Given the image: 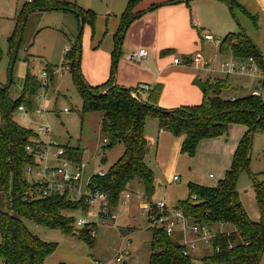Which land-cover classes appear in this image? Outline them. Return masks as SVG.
Returning a JSON list of instances; mask_svg holds the SVG:
<instances>
[{
	"label": "trees",
	"instance_id": "1",
	"mask_svg": "<svg viewBox=\"0 0 264 264\" xmlns=\"http://www.w3.org/2000/svg\"><path fill=\"white\" fill-rule=\"evenodd\" d=\"M141 1H128L122 16L123 35L129 22L136 17L133 12ZM160 1L164 3L154 4L152 9L177 2L189 4L196 0ZM223 1L229 4L231 10L234 9V0ZM31 4L28 7L30 3H27L20 11L18 19L25 15L24 22L33 11L58 9L72 12L81 23L87 22L94 27L95 13L85 11L77 5L59 0H36ZM18 26L19 23L14 37H19L21 27ZM81 37L82 34H79L77 41L71 43V49L66 55L75 86L83 99L82 116L86 112L101 114L102 137L108 140V146L103 147L104 152L119 144L125 148L123 156L111 166L106 176L92 177L93 187L108 195L113 208L119 205L122 193L127 191L133 182L143 186L147 200L153 198L157 184L154 172L146 162L150 153L145 136L148 117L157 118L160 127L167 129L174 136H184L181 152L190 157L196 155L198 145L203 139L224 135L230 124H243L248 130L238 144L233 163L225 178L216 187L190 184L188 198L180 201L176 208H180L195 222H227L235 228L229 236H218L216 242L222 245L223 250L219 254L203 258L202 263L259 264L264 253V182L255 183L261 212L258 222L252 221L246 213L239 200L237 185L240 172L247 170L250 162L254 132H264V101L255 95L225 98L222 94L230 87L229 80L206 79L198 82L204 93L201 104L165 110L152 102L150 96L143 98L137 88H125L116 83L119 53L116 54L110 79L99 86H91L85 81L80 70ZM12 39L13 37L11 41ZM225 44L231 46L238 57H254L264 70V61L258 48L243 29L238 34L228 35L223 41V45ZM45 71L50 73L52 70L47 68ZM3 87L5 89H2ZM42 87L43 83L36 76L29 74L26 76L21 95L13 99L9 93L10 88L0 83V199L3 207L0 209V260L4 264H45L46 259L57 249L58 244L46 242L32 234L24 224V218L95 242V239L90 237L88 228L74 233L75 218L63 214L66 211L79 210L82 206L80 203L63 197L25 200L29 187L24 170L26 164L32 160L26 148L31 144L35 133L21 126L14 115L20 105L33 107L35 95ZM151 92L157 100L160 91L154 89ZM67 149L76 161H82V147ZM193 195L197 196V200H193ZM152 233L149 264H197L193 257L184 255L180 243L174 237L167 236L162 230H152ZM229 242L235 243L233 249H228Z\"/></svg>",
	"mask_w": 264,
	"mask_h": 264
},
{
	"label": "rangeland",
	"instance_id": "2",
	"mask_svg": "<svg viewBox=\"0 0 264 264\" xmlns=\"http://www.w3.org/2000/svg\"><path fill=\"white\" fill-rule=\"evenodd\" d=\"M26 1L29 2L28 0ZM26 1L0 0V83L3 86H7L9 83V68L18 40V36L16 35L17 37H13L10 44L11 36L15 31L14 22L22 5ZM31 5L30 3L28 7ZM95 15L97 19L95 20L94 27H91L87 23L84 25L81 37L82 53L84 48L89 44L94 46L92 48H103L108 39V37L104 36L108 28L110 30V26L107 23L109 16L104 15L103 22L102 20L99 21L98 13ZM24 17L22 16L20 19L19 28L22 25ZM111 19L110 25L114 22V18L111 17ZM79 23L78 17L69 12H31L25 22L23 39L14 66L13 81L9 93L13 99H17L23 91L27 75L30 74L31 76L40 78L47 68L52 70L50 72L51 76L47 80H43L46 82L43 83V87L35 95L34 110L45 108L42 120L43 123L51 128L52 136L57 144L66 148L82 147L84 149L82 161L86 163L84 172L88 178L96 175L100 170H109L123 156L125 148L119 144L104 152L101 114L99 112H86L82 116L83 99L75 86L73 75L71 72L66 71L69 61L65 52L66 48L71 47V43L73 42L74 44L78 39L80 34ZM85 26L91 27L92 32L90 35L87 34ZM98 32L101 37L97 35ZM121 61L122 57H119L116 75ZM127 64L131 67L136 66V70H138V66L134 62L127 61ZM243 76H246V78L238 80L239 84L247 88L249 94L259 92L262 89L261 92L264 100L263 80L258 76ZM65 108L69 109L70 112H64ZM14 117L21 126L32 130L35 134L37 133L36 124L31 121L20 120L17 111ZM150 118L153 117H148L146 122ZM230 138H232V134ZM154 150L155 146L150 147L147 161L151 169L156 165ZM164 157H168L167 151H164L161 155L159 159L160 163L163 162ZM185 159L189 161L181 162V169L179 168L178 173V175H182L181 181L174 183L173 180L169 181L163 178V181L160 182L162 187H158L157 185L155 201L160 198L161 194L165 193L168 194L167 197L169 198L185 196L187 188L185 176L189 173L190 168L193 169L195 167L196 175L200 180L209 179L208 174L210 172L217 176L213 181L214 183L219 180L217 169L215 168V158L210 154L202 153L199 154V158L191 159L185 157ZM194 160L193 166L191 162ZM262 182H264V132L256 130L252 139L249 165L247 170L243 169L240 172L237 185L239 200L249 218L254 222H258L261 217L256 198L255 183ZM133 188L131 187L130 191ZM132 192L134 193H132V197L127 203L124 204L120 201L119 205L114 208V213L117 214L116 224L114 225L112 222H109L107 225L99 227L95 242L93 241V243L81 239L74 234L65 233L58 228L45 226L29 218H24L23 221L32 234L46 242L58 244L56 251L46 259L47 264H92L94 261H100L103 264H118L116 258L123 249L131 253L132 264H148L153 233L149 228L147 217L141 209L142 202H145L142 193L136 190ZM0 209H3L1 199ZM66 214L67 217L74 218L83 215L78 210L69 211ZM217 224L214 223V227L219 229L220 225L216 226ZM75 230L74 233H80L81 231L77 227H75ZM221 230L227 231L226 234H230L235 228L233 225L228 224V226L222 227ZM175 239L180 241L182 236L175 237ZM213 253L212 244H200V250L192 257L197 264H205L201 260L213 255ZM259 264H264V253L260 258Z\"/></svg>",
	"mask_w": 264,
	"mask_h": 264
},
{
	"label": "crops",
	"instance_id": "3",
	"mask_svg": "<svg viewBox=\"0 0 264 264\" xmlns=\"http://www.w3.org/2000/svg\"><path fill=\"white\" fill-rule=\"evenodd\" d=\"M59 1L77 5L85 11L96 12L99 14V21L102 20L104 22V15L109 16L107 23L110 26V30L108 28L104 36L108 37L104 47L92 48L94 46L89 44L81 54L80 70L85 81L91 86H99L110 79L116 54L119 53L120 57H122V64L120 63V66H118L117 75L115 73L117 84L125 88H137V90L138 86L142 84L148 85V91L138 90L141 93L140 95L143 98L150 96L152 102L165 110L201 104L204 99V93L198 82L206 79H228L230 87L222 94L225 98L234 99L255 95L256 93L249 94V90L239 84L238 80L246 78V76L240 74L228 75L224 71L222 67L224 63L238 62L237 64H243L248 62L249 57L236 56L231 46L223 45V41L228 35L238 34L243 29L258 48L264 61V0H234L236 5L233 10L223 0H196L189 4H169L155 9H152L154 4L164 2L160 0H142L134 9L133 13L136 17L129 22L124 35V31L121 28L122 16L126 11L129 0ZM27 3L29 2L26 1L22 5L20 11L24 9ZM58 11L64 10L54 9L36 12ZM19 14L15 19V31L11 38L15 36L20 20V18L18 19ZM111 17L114 18V22L110 25L111 20H113ZM81 25H83L82 28ZM84 25L85 23L81 22L78 24L79 32L81 30L80 34L83 33ZM91 27L85 26L88 35L92 32ZM203 33H208L215 38L221 39V45L204 41ZM97 35L101 37L99 32ZM122 37L123 39H121ZM107 41L109 42L108 44ZM139 49H145L148 55L141 63H134L138 66V70H136V66L131 67L127 64V56ZM197 53H201L208 61L211 69L209 75L192 64L191 59ZM176 58L180 59V64L174 63ZM154 89L160 91L157 100H155L154 94L151 92ZM227 93L229 94L227 95ZM26 107L30 110L35 109V106ZM247 130L248 128L243 124H230L224 135L203 139L198 145L196 155L190 157L181 152L185 140L184 136H174L167 129H162L159 125V120L155 117L148 119L145 125V136L149 146H155L154 158L156 165L152 167V171L158 187H162L160 182L163 181V178L171 181L175 176H178L179 180L174 183L180 182L182 175H178V173L179 168L181 169V162L189 161L185 157L191 159L199 158V154L202 153L210 154L215 158V168L219 177V180L214 183L213 181L217 176L210 172L208 174L209 179L200 180L196 175L195 167L193 169L190 168L189 173L185 176V183L187 184L185 196L169 198L167 197L168 194L165 193L161 194L160 198L155 201L156 188L153 198L148 201L151 203L164 201L170 207L175 208L180 201L188 198L190 184L200 187H204L203 185L216 187L231 168L235 151ZM231 134L232 138L229 139ZM164 151L168 152V157H164L163 162L160 163L159 159ZM187 163L190 165L189 162ZM194 163L195 160L191 162L193 166ZM107 171L105 170L104 172ZM131 187H134L133 190L141 192L146 202L143 186L133 182ZM130 188L127 192H130L132 197L134 192H132L133 190L130 191ZM129 200L123 202L121 196L120 201L125 204ZM66 212L68 213L69 211ZM66 212L63 214H66ZM112 223L115 225L116 221ZM131 260V253H129L128 261L125 264H132ZM45 264H47L46 261Z\"/></svg>",
	"mask_w": 264,
	"mask_h": 264
},
{
	"label": "built area",
	"instance_id": "4",
	"mask_svg": "<svg viewBox=\"0 0 264 264\" xmlns=\"http://www.w3.org/2000/svg\"><path fill=\"white\" fill-rule=\"evenodd\" d=\"M33 3L36 0H28ZM203 40L206 42H214L221 45L222 41L213 35L203 33ZM71 47H67L65 52L68 53ZM148 52L145 49H139L127 56V61L141 63L144 61ZM192 64L199 70L204 71L208 75L211 73L208 61L197 53L191 59ZM175 64H180V59L174 60ZM223 69L228 75L240 74L247 76H258L263 80L264 70L258 65L254 57H249L247 63L237 64L234 62H226ZM66 71L70 72V66L67 64ZM49 78L47 71L43 72L38 79L43 81ZM44 85V84H43ZM138 90L148 91V85L138 86ZM255 93V96L263 100L261 92ZM135 95V94H134ZM264 101V100H263ZM45 109V108H44ZM44 109L30 110L25 105H20L17 109L18 118L23 121H31L36 124L37 133L31 139V144L26 148L27 153L32 160L26 164L24 175L28 184V191L25 194L26 201H38L49 197H63L71 202L80 203L82 206L78 211L83 213L82 216L75 218V227L89 231L90 237L96 239L97 230L101 226L107 225L109 222L117 220V214L114 213L110 204L109 197L106 193L96 189L92 185V177H85L84 168L86 163L76 161L67 151L68 149L56 143L52 136L51 128L43 123ZM64 112L69 113L70 110L65 108ZM46 138V139H45ZM108 146V140L103 139V147ZM107 172L100 170L97 175L104 177ZM213 177V175H211ZM179 180L175 176L173 181ZM131 197L130 192L122 193V201L126 202ZM193 200H197V196L193 195ZM143 213L146 215L148 225L151 230H162L169 237H181L179 241L182 252L186 256H193L200 250V244L213 245L214 253L219 254L223 247L216 242L219 235L226 234L222 231V227L228 226L227 222H219V229L214 224L207 222H195L180 208H170L164 201L151 203L148 200L141 205ZM219 230V231H216ZM234 231V230H232ZM231 231V232H232ZM234 242L228 243V249H233ZM123 249L116 258L118 263L125 264L128 261L129 253ZM0 264L4 262L0 261ZM92 264H103L100 261H94Z\"/></svg>",
	"mask_w": 264,
	"mask_h": 264
},
{
	"label": "water",
	"instance_id": "5",
	"mask_svg": "<svg viewBox=\"0 0 264 264\" xmlns=\"http://www.w3.org/2000/svg\"><path fill=\"white\" fill-rule=\"evenodd\" d=\"M177 3H175V4H177ZM38 11H47V9H41V10H38ZM26 20H27V18L24 20L23 25L21 27V30H20V33H19V37H18L16 46H15L14 54H13V57H12V60H11V64H10V68H9V83L7 85V88H10V86L12 84V81H13L14 66H15V63L17 61L18 52H19V49H20V46H21V43H22ZM82 27H83V25H81V28ZM80 33H81V30H80ZM2 89H5V88L3 87Z\"/></svg>",
	"mask_w": 264,
	"mask_h": 264
}]
</instances>
